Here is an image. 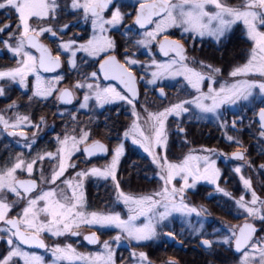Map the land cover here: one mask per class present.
Returning <instances> with one entry per match:
<instances>
[{
	"label": "snow or ice",
	"instance_id": "6c2138e0",
	"mask_svg": "<svg viewBox=\"0 0 264 264\" xmlns=\"http://www.w3.org/2000/svg\"><path fill=\"white\" fill-rule=\"evenodd\" d=\"M0 61V264H264V0H0Z\"/></svg>",
	"mask_w": 264,
	"mask_h": 264
},
{
	"label": "flooded vegetation",
	"instance_id": "af4514ba",
	"mask_svg": "<svg viewBox=\"0 0 264 264\" xmlns=\"http://www.w3.org/2000/svg\"><path fill=\"white\" fill-rule=\"evenodd\" d=\"M201 142L202 143H206V144H215L216 143L215 140H209L208 138H204L203 140H201ZM139 156H143V153L140 152L139 150H137L136 154L133 156V159H137ZM221 167H224V165L221 164ZM201 194L203 195V193H201ZM197 199H199V197H197ZM177 231H179V226H177ZM173 252L176 255L182 257L185 261H190L193 258V256L195 255V253H193L190 250H187V249L181 250V249H179V246L178 245L175 246V248H169V254H173ZM157 254H159V252H157Z\"/></svg>",
	"mask_w": 264,
	"mask_h": 264
},
{
	"label": "rangeland",
	"instance_id": "374dc122",
	"mask_svg": "<svg viewBox=\"0 0 264 264\" xmlns=\"http://www.w3.org/2000/svg\"><path fill=\"white\" fill-rule=\"evenodd\" d=\"M1 63L3 62V61H0ZM103 238H107V236H104ZM83 247L85 248V249H89V248H91L92 246H87L85 243L83 244Z\"/></svg>",
	"mask_w": 264,
	"mask_h": 264
},
{
	"label": "water",
	"instance_id": "95a60500",
	"mask_svg": "<svg viewBox=\"0 0 264 264\" xmlns=\"http://www.w3.org/2000/svg\"><path fill=\"white\" fill-rule=\"evenodd\" d=\"M86 243V242H85ZM89 246V245H88Z\"/></svg>",
	"mask_w": 264,
	"mask_h": 264
},
{
	"label": "trees",
	"instance_id": "16d2710c",
	"mask_svg": "<svg viewBox=\"0 0 264 264\" xmlns=\"http://www.w3.org/2000/svg\"><path fill=\"white\" fill-rule=\"evenodd\" d=\"M1 63V62H0Z\"/></svg>",
	"mask_w": 264,
	"mask_h": 264
}]
</instances>
